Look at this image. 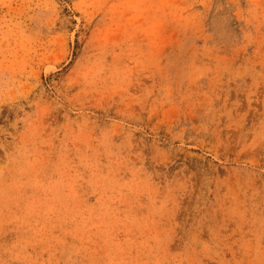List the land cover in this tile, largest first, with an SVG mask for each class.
<instances>
[{"label":"rangeland","instance_id":"obj_1","mask_svg":"<svg viewBox=\"0 0 264 264\" xmlns=\"http://www.w3.org/2000/svg\"><path fill=\"white\" fill-rule=\"evenodd\" d=\"M0 264H264V0H0Z\"/></svg>","mask_w":264,"mask_h":264}]
</instances>
